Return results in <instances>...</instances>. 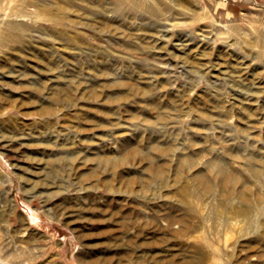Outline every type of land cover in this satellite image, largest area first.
<instances>
[{
    "label": "rangeland",
    "instance_id": "rangeland-1",
    "mask_svg": "<svg viewBox=\"0 0 264 264\" xmlns=\"http://www.w3.org/2000/svg\"><path fill=\"white\" fill-rule=\"evenodd\" d=\"M0 222V264H264V0H0Z\"/></svg>",
    "mask_w": 264,
    "mask_h": 264
},
{
    "label": "crops",
    "instance_id": "crops-1",
    "mask_svg": "<svg viewBox=\"0 0 264 264\" xmlns=\"http://www.w3.org/2000/svg\"><path fill=\"white\" fill-rule=\"evenodd\" d=\"M7 233H6V224L3 222H0V248L1 251H7L8 247L6 245L7 243Z\"/></svg>",
    "mask_w": 264,
    "mask_h": 264
},
{
    "label": "bare ground",
    "instance_id": "bare-ground-1",
    "mask_svg": "<svg viewBox=\"0 0 264 264\" xmlns=\"http://www.w3.org/2000/svg\"><path fill=\"white\" fill-rule=\"evenodd\" d=\"M5 38V37H4ZM1 41H4V39H1ZM219 172V171H218Z\"/></svg>",
    "mask_w": 264,
    "mask_h": 264
}]
</instances>
